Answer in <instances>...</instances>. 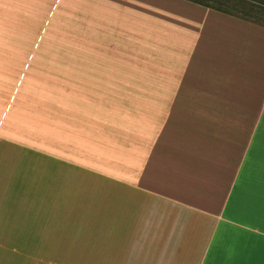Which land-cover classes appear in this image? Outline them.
Listing matches in <instances>:
<instances>
[{"label":"crops","instance_id":"crops-1","mask_svg":"<svg viewBox=\"0 0 264 264\" xmlns=\"http://www.w3.org/2000/svg\"><path fill=\"white\" fill-rule=\"evenodd\" d=\"M25 57L161 85L18 82ZM39 161L95 186L78 264H264V27L184 0H0L4 217Z\"/></svg>","mask_w":264,"mask_h":264},{"label":"rangeland","instance_id":"rangeland-1","mask_svg":"<svg viewBox=\"0 0 264 264\" xmlns=\"http://www.w3.org/2000/svg\"><path fill=\"white\" fill-rule=\"evenodd\" d=\"M195 1L238 19L264 26V0ZM39 29L35 35V44L46 35L44 29ZM33 48L37 49L36 46ZM193 55L195 54L187 56L191 63H187L188 66H193L197 61L198 56ZM206 58L203 60L209 59ZM24 61L18 82L161 85L158 72L109 71L113 68L116 70L117 67H111V61L106 58L25 57ZM167 86H173L169 91L174 92L175 84ZM38 164L41 170L38 177L27 180H38L39 186L32 188L29 183L25 184L24 200L18 203L22 204L23 214L4 217L2 207L6 202L0 201V264H78L83 252L81 240H94V217L87 215L90 210H94L95 200L85 198L94 196L95 186L87 179L66 176L62 168H57L56 175L49 178L45 163L39 161ZM32 193H37V199L32 200ZM87 249L88 251L85 248L84 255L87 252L89 255L90 249Z\"/></svg>","mask_w":264,"mask_h":264},{"label":"trees","instance_id":"trees-1","mask_svg":"<svg viewBox=\"0 0 264 264\" xmlns=\"http://www.w3.org/2000/svg\"><path fill=\"white\" fill-rule=\"evenodd\" d=\"M185 1L191 2V3H193V4H196V5H199V6L205 7V8L213 9V10H215V11H217V12H220V13H223V14L230 15V14H228V13H226V12H223V11H220V10H217V9H214V8L208 6L207 4H204V3L199 2V1H195V0H185ZM230 16H232V15H230ZM233 17H236V16H233ZM236 18H238V17H236ZM239 19H242V18H239ZM242 20H244V19H242ZM258 25H260V24H258ZM261 26H263V25H261ZM263 27H264V26H263Z\"/></svg>","mask_w":264,"mask_h":264}]
</instances>
